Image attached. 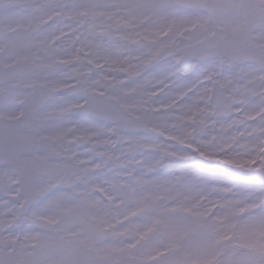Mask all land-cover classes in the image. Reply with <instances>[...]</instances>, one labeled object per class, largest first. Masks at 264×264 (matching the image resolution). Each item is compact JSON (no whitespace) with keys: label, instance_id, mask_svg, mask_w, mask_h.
<instances>
[{"label":"snow or ice","instance_id":"1","mask_svg":"<svg viewBox=\"0 0 264 264\" xmlns=\"http://www.w3.org/2000/svg\"><path fill=\"white\" fill-rule=\"evenodd\" d=\"M0 264H264V0H0Z\"/></svg>","mask_w":264,"mask_h":264}]
</instances>
